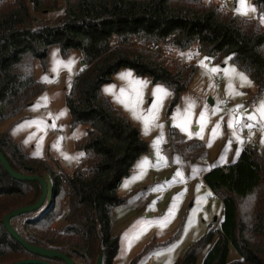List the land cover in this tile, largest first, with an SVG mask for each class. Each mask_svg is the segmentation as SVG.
Wrapping results in <instances>:
<instances>
[{
  "label": "trees",
  "instance_id": "obj_1",
  "mask_svg": "<svg viewBox=\"0 0 264 264\" xmlns=\"http://www.w3.org/2000/svg\"><path fill=\"white\" fill-rule=\"evenodd\" d=\"M257 19L264 0H254ZM221 5L201 0H0V123L16 117L41 94L34 62L46 70V56L56 47L65 58L81 54L83 66L64 96L70 125L86 128L75 143L81 153L74 171L66 174L56 162L32 157L0 132L1 154L22 175L47 176L52 204L37 214H24L18 235L29 244L60 252L79 264H114L118 238L112 234L113 210L125 203L117 195L135 162L147 152L139 132L100 90L121 69L147 77L172 93L168 113L187 91L196 66L169 67L162 47L180 52L195 47L208 62L229 58L259 89L264 77V29L259 20L232 15ZM58 12L53 19L34 14ZM261 20V19H260ZM182 158L204 160L197 141L170 133ZM190 156V157H189ZM201 182L221 202L220 224L189 248L176 264H197L200 249L212 242L200 264H264V158L245 145L230 165L205 171ZM41 196L37 182L12 179L0 164V264L41 260L24 250L4 229L3 217L35 204ZM65 206V210H64ZM63 215L64 226H54ZM11 220V222L14 219ZM229 247L238 256L229 260ZM148 253V250H145ZM129 264H136V259Z\"/></svg>",
  "mask_w": 264,
  "mask_h": 264
},
{
  "label": "rangeland",
  "instance_id": "obj_2",
  "mask_svg": "<svg viewBox=\"0 0 264 264\" xmlns=\"http://www.w3.org/2000/svg\"><path fill=\"white\" fill-rule=\"evenodd\" d=\"M201 2L221 5L243 19L259 20L264 29V16L257 19L254 0ZM57 13L34 15L53 19ZM161 51L169 67L177 63L196 66L193 56L198 61H208L195 47L180 52L167 46ZM81 60L77 51H70L63 58L56 47H50L46 70L37 60L33 65L34 77L43 83L44 91L16 117L0 123V132L7 131L27 154L51 166L56 162L66 174L72 173L80 161L81 153L75 150V143L86 131L84 126L70 125L64 102L71 81L82 68ZM199 66L187 91L169 113L171 91L131 70L117 71L112 82L101 87V94L137 128L147 145V152L135 162L130 177L117 191L125 203L113 210L112 234L118 238L114 264H129L134 259L136 264H176L197 241L218 229L221 202L204 187L199 176L204 170L236 161L245 146V127L254 128L253 148L264 158V134L255 135L264 129V77L259 89L229 58ZM171 132L182 140L201 143L205 159L182 158L171 143ZM146 194H151L150 199H144ZM26 217L14 219L12 227L22 232ZM54 226H64L63 215ZM211 245L212 242L200 249L197 264ZM237 257L229 247L228 259Z\"/></svg>",
  "mask_w": 264,
  "mask_h": 264
},
{
  "label": "water",
  "instance_id": "obj_3",
  "mask_svg": "<svg viewBox=\"0 0 264 264\" xmlns=\"http://www.w3.org/2000/svg\"><path fill=\"white\" fill-rule=\"evenodd\" d=\"M0 164L12 179L19 182H37L41 188V196L35 204L20 209H16L12 212H9L3 217L2 224L4 229L7 231V233L12 237L14 241H16L24 250H26L30 254L40 256L42 258H55L61 260L64 264H78L76 261L68 258L67 256H65L60 252L46 248H40L32 244H29L23 238H21L16 232V230L12 227L11 220L13 218H17L18 216L24 214L39 212L43 206L48 207L50 204H52L53 188L49 178L47 176L22 175L14 172L10 168L9 164L7 163L3 155L1 154V150H0ZM11 264H50V263L33 259V260H23ZM95 264H101V256H98Z\"/></svg>",
  "mask_w": 264,
  "mask_h": 264
},
{
  "label": "built area",
  "instance_id": "obj_4",
  "mask_svg": "<svg viewBox=\"0 0 264 264\" xmlns=\"http://www.w3.org/2000/svg\"><path fill=\"white\" fill-rule=\"evenodd\" d=\"M191 59H194V63H196L195 65L197 66V68H200V66H199L200 64H202L204 66L206 64H208V61H202V62L198 61L197 56H193ZM254 131H255L254 128H251V127L250 128L245 127L243 129V132L245 133V136H243V138L246 139L245 145H253L254 144L255 139H254V136L252 135V133ZM260 134H264V129H260L255 135H260ZM201 176H202V174L199 176L200 179H201ZM145 197L150 198L151 194H146ZM146 264H149V263L147 262Z\"/></svg>",
  "mask_w": 264,
  "mask_h": 264
},
{
  "label": "crops",
  "instance_id": "obj_5",
  "mask_svg": "<svg viewBox=\"0 0 264 264\" xmlns=\"http://www.w3.org/2000/svg\"><path fill=\"white\" fill-rule=\"evenodd\" d=\"M159 152H161V149H159ZM207 170H209V169H207ZM207 170H204L201 174H203V173H204L205 171H207ZM130 175H131V174H130ZM129 177H130V176H129ZM129 177H128V178H129ZM122 182H123V181H122ZM121 184H122V183H121ZM118 190H119V188H118ZM118 190H117V191H118ZM144 199H148V198L144 197ZM149 199H150V198H149ZM158 201H159V199H156V202H158ZM146 262H147V261H146ZM146 262H145V263H146ZM148 263L150 264V262H148Z\"/></svg>",
  "mask_w": 264,
  "mask_h": 264
}]
</instances>
